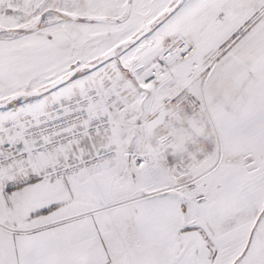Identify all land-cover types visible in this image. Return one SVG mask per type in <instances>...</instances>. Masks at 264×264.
<instances>
[{
    "label": "snow or ice",
    "instance_id": "obj_1",
    "mask_svg": "<svg viewBox=\"0 0 264 264\" xmlns=\"http://www.w3.org/2000/svg\"><path fill=\"white\" fill-rule=\"evenodd\" d=\"M0 264H264V0H0Z\"/></svg>",
    "mask_w": 264,
    "mask_h": 264
}]
</instances>
